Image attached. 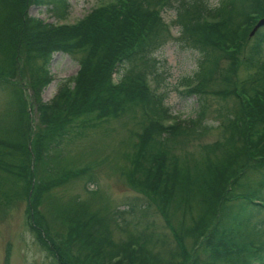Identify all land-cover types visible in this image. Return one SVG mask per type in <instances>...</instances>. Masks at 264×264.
I'll return each instance as SVG.
<instances>
[{
    "label": "trees",
    "instance_id": "1",
    "mask_svg": "<svg viewBox=\"0 0 264 264\" xmlns=\"http://www.w3.org/2000/svg\"><path fill=\"white\" fill-rule=\"evenodd\" d=\"M29 4L57 11L65 0H0V207L23 200L26 226L58 264H251L250 257L264 264V203L250 200H264V25L248 37L264 17V0H116L57 30L25 16ZM161 6L174 9L178 39L198 54L192 76L179 82L183 95L197 96L193 117L175 116L173 123L165 122L172 115L164 94L145 85L146 72L159 76L151 51L170 37ZM55 50L78 55L79 69L47 106L38 91L50 80ZM240 68L250 76L237 79ZM24 88L33 93L35 122ZM209 98L218 104V137L190 151L210 127ZM111 119L140 127L136 164L126 178L145 198L107 211L106 205L91 209L93 195L73 196L56 208L52 190L69 181L57 174L63 147ZM150 204L161 210L175 242L147 221ZM167 207L181 216L176 226ZM117 219L122 238L113 236Z\"/></svg>",
    "mask_w": 264,
    "mask_h": 264
},
{
    "label": "rangeland",
    "instance_id": "2",
    "mask_svg": "<svg viewBox=\"0 0 264 264\" xmlns=\"http://www.w3.org/2000/svg\"><path fill=\"white\" fill-rule=\"evenodd\" d=\"M111 1L113 0H66L67 7L64 15L67 16L62 21H66L67 17L68 20H76L92 7L106 5ZM216 1L207 0L209 5L215 4ZM26 11L29 15L54 19V14L45 7L29 5ZM160 15L169 28L170 37L151 52L154 68L159 74L158 86L164 92L163 104L169 108L171 114L179 116V119H187L193 117V111L197 105V96L183 95V92L180 91L181 83L179 82L185 77L192 76L196 69L198 54L196 51L186 48L178 39L179 27L171 23L174 17V9L164 8ZM77 56L74 55L73 57L63 52L52 54L48 69L53 78L40 91L42 101L48 100L56 91L57 86L76 72ZM262 59H264V47ZM249 76L250 73L241 68L236 72L237 79L248 78ZM149 80L152 83L153 80L150 78ZM158 90L157 88V92ZM25 94L31 96L30 91L25 92ZM4 97V92L0 90V107H3ZM28 99L30 100L31 97ZM208 102L209 108L206 118L210 127L199 139L190 142L188 147L190 151L195 152L198 150L197 145L199 143L213 142L218 137V118L215 117L216 112L214 110L218 105L216 104L217 100L209 98ZM29 111L33 116L34 103H31ZM121 121L120 119L102 121L99 127L93 130L89 129L83 136L63 147L57 160L59 161L58 167L62 168L59 173L66 171L65 178L69 181H63V184L52 190V196L60 201L56 203V208L64 205L65 201L73 196H77L80 200L88 197L86 192H90V190L88 188L84 190L83 182L89 174H91L98 190L90 201L92 210L99 209L104 205L108 207L107 211L122 210L131 204L128 201H142L144 196L136 191L126 178V174L132 171L133 163L136 164V161L133 160V151L140 127L138 125L131 126V124L122 126ZM196 143L198 144L196 145ZM130 156L132 161H129ZM139 164L143 167L147 166L143 160H140ZM143 167H141V171ZM132 174L139 180L143 178L142 173L138 170H134ZM86 187H90V182L87 183ZM24 207L23 200L8 207H0V264H55L53 258L35 242L32 232L26 226ZM42 208L45 215L53 219L54 212L52 209L46 205ZM92 210L88 211L95 212ZM165 211L167 217L176 226L181 216H175L176 211L170 207H167ZM124 217L130 218V215L125 214ZM147 221L152 223L155 231L167 233L170 236L169 239L171 238L175 242L173 234L171 235L166 227L167 224L161 210L151 205V213L147 216ZM54 223L57 222L54 220ZM136 227H141V224ZM128 228L130 229V226ZM113 231L114 237L122 238L124 236V233H119V230ZM179 236L182 237L183 235L179 233ZM262 237V243H264V235ZM183 241L189 246L190 241L187 238L184 237ZM71 250L76 253L79 246L74 244Z\"/></svg>",
    "mask_w": 264,
    "mask_h": 264
},
{
    "label": "water",
    "instance_id": "3",
    "mask_svg": "<svg viewBox=\"0 0 264 264\" xmlns=\"http://www.w3.org/2000/svg\"><path fill=\"white\" fill-rule=\"evenodd\" d=\"M264 23V19H260V20H258L257 21V23L254 25V27L252 28V30H251V32H250V35L255 31V29L259 26V25H261V24H263Z\"/></svg>",
    "mask_w": 264,
    "mask_h": 264
}]
</instances>
